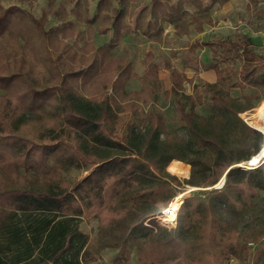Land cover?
<instances>
[{"label":"trees","instance_id":"16d2710c","mask_svg":"<svg viewBox=\"0 0 264 264\" xmlns=\"http://www.w3.org/2000/svg\"><path fill=\"white\" fill-rule=\"evenodd\" d=\"M71 1L67 12L65 4ZM137 1L97 0L90 12L88 1L62 0L35 17L18 4L4 6L0 0V227L25 218L23 225L15 222L5 230L0 264H23L21 255L29 261L34 248L42 247L50 251L48 264H80L69 260L81 253L83 262L88 248L82 233L71 227L75 218L88 217L97 219L101 229L95 242L117 249L113 261L119 264H133V250L136 264H224L242 254L251 257L249 264H264V218L259 228H238L264 193V158L254 168L238 165L257 155L263 135L238 117L252 106L241 107L221 91L249 86L264 95V56L249 37L196 40L187 51L186 62L195 69L191 78L169 68V93L179 122L191 135L187 142L179 137L159 142L161 127L148 129L140 144L129 137L131 129L123 143L105 125L111 112L108 101L91 107L83 99L89 87L112 84V52L127 36L140 34L157 42L164 24L180 35L191 25L201 32L210 24L212 8L229 0H151L132 7ZM249 2L254 6L257 0ZM71 13L87 27L86 36ZM50 14L57 21L47 27ZM95 32L111 37L96 46ZM203 49L211 54L206 62L194 53ZM147 65V73L155 77L153 64ZM199 70L215 75V84L205 85L214 115L186 112L177 96ZM191 99L194 105L200 97ZM232 120L240 126L241 142L229 146L224 134ZM182 162L190 167L185 184L203 190L177 200L182 204L176 226L168 237H160L137 222L138 215L155 213V199L168 202L172 196L163 197L167 179L180 182L166 167L187 177ZM72 168L86 169L87 175L71 184L61 172ZM224 174L222 187L206 188ZM153 216L162 223L164 217ZM11 245L17 253L6 260L4 252Z\"/></svg>","mask_w":264,"mask_h":264},{"label":"rangeland","instance_id":"374dc122","mask_svg":"<svg viewBox=\"0 0 264 264\" xmlns=\"http://www.w3.org/2000/svg\"><path fill=\"white\" fill-rule=\"evenodd\" d=\"M51 1L52 0H2V4L4 6L18 4L35 17H39L42 10L46 11L52 9L62 2V0H54L52 5L50 3ZM83 1H88L90 12L97 6V0ZM150 2L151 0H138L132 3V7H141ZM247 3L248 0H229V2L223 5H216L211 14L210 24L203 25V30L201 32H198L194 25H191L188 27L185 34L180 35L175 33L172 25L164 24V34L160 38V41L155 42L140 34H130L116 46L112 52L114 60L112 68L109 71L112 77V84H108L105 88H97L93 85L89 87V90L83 95V99L89 101L91 107L94 106L93 103H99L101 99L108 101L111 112L107 116L105 125L113 131L112 134L114 139L116 138L124 143V139L130 135L131 129H135L134 134L129 137L133 139L132 141L134 143L140 144L141 137L148 129L163 127V133L160 134L159 142L163 141L165 137H179L185 142L191 140V135L178 120L176 102L169 93L171 87L169 81V68L173 67L180 73L185 74L186 77L191 78L195 73V69L190 67L186 62L187 51L196 40L203 38L216 39L217 37L225 38L233 34L244 35L243 32H245L246 29L255 27V25L259 26V22L264 24V1L257 0L254 6L252 5L253 3H249L248 6H246ZM72 5L73 1L65 4L67 12L70 11ZM252 9L255 10L251 12L250 10ZM256 12L261 13L256 16ZM70 18L75 20L77 27H80L86 36L87 27L84 23L79 22L72 13L70 14ZM56 21L57 19L50 14L47 27L54 25ZM110 37L111 34L100 35L95 32L92 36V40L95 41L96 46H98L108 42ZM194 53L201 62H206L207 59L211 57V54L206 49L201 51L195 50ZM147 61L153 64V68L156 70L155 77L147 73ZM239 63L240 61L234 66L236 69L239 68ZM192 64L195 65L196 62ZM221 67L225 68L223 66ZM206 84H215V75L212 71L199 70L196 77L190 83L184 84V90L178 92L177 96L184 104L186 112L193 111L199 116L214 115L211 111V99L205 88ZM221 91L223 95L233 96L241 107L252 106L245 112L240 113L238 117L243 123L255 129L252 125V116L255 114V109L264 100V95H262V93L260 94L258 89L249 86L232 88L231 90L225 87L224 90ZM196 96H199L200 99L196 100L193 105L191 98ZM261 134L264 136L263 132ZM240 139V126L235 120H232L226 125L224 141L227 145L233 146L240 144ZM71 141L69 144H71ZM183 164L186 165L185 163ZM239 165L243 164L241 163ZM186 166L189 171L187 177L174 175L167 170L168 166L166 167V172L171 176H176L180 182L179 184L173 183L170 178L167 179L170 184L163 193V197L165 196L166 199L170 196L172 197L168 202H160L159 199H155L158 205V210L155 213L147 214V216L138 215L137 222H140L146 228H151L156 235L160 237H168L173 232L176 222L169 218H162L163 221L161 223L154 219L153 215H159V212L166 208L167 204L174 198H176L175 201L178 203L177 200L183 195L184 200L189 197L190 194L203 190V188L187 186L185 184V181L190 176V167L188 165ZM61 174L65 180L73 184V182L86 176L87 170L83 168H72L69 171H62ZM223 177L224 175L214 186L206 188L219 189L222 187L219 183ZM177 193L179 194L177 195ZM114 215H116V213H114ZM117 215H120V213ZM252 217H257L258 220L250 223ZM262 218H264V193H259L254 207L242 218L238 224V228L247 231L250 224L255 228H259L262 225ZM15 222H20L23 225L25 218H23V216L17 219L15 218L14 222L7 224L6 227H0V246H3L7 241L8 235L5 233V230L12 225H16L17 223ZM72 226L71 228L74 229L75 226L79 229V232L82 233V240L85 244L84 247L86 249L88 248V250L83 262L80 261L81 253L77 256H71L69 261L73 263L78 261L80 264H119L118 261H113L115 254L118 252L117 249H112V247H101L100 243L95 242L101 234L97 219L92 217L75 218ZM19 234L21 236L24 235L23 233ZM30 235L31 234H28L29 238ZM251 245H253V243H250V246ZM12 247L13 245H11L12 250L10 252H4V254L7 255L5 258L6 260L16 256L17 251L15 252ZM32 253H35V255L30 258L29 261H27L25 256L21 255V257L26 259L23 264H48V256L50 255L49 250L42 247L41 250L35 249ZM130 256L132 263L136 264L134 250ZM250 258L249 255L242 254L237 258H231L225 261L224 264H249ZM58 263L63 264L61 260ZM9 264H11V262H9Z\"/></svg>","mask_w":264,"mask_h":264},{"label":"crops","instance_id":"0c3cea01","mask_svg":"<svg viewBox=\"0 0 264 264\" xmlns=\"http://www.w3.org/2000/svg\"><path fill=\"white\" fill-rule=\"evenodd\" d=\"M229 2V1H228ZM249 0L248 3L246 4V6H248L249 4ZM216 6V5H215ZM245 6V7H246ZM213 9V8H212ZM255 9L250 10L251 12L254 11ZM213 11V10H212ZM211 11V14H212ZM249 11V12H250ZM259 13L261 12H256V16L259 15ZM254 14V13H253ZM205 25V24H204ZM244 35L242 36H246L249 37L252 41V43L255 45L256 47V52L261 53L264 56V24L259 22V26L255 25V27H250L248 29L245 30V32H243ZM235 34L231 35L230 37L234 36ZM230 37H225V38H220V39H226V38H230ZM219 38V37H217ZM203 40H212V39H204ZM216 40V39H213ZM79 230V229H78ZM85 241V240H84ZM85 245V244H84ZM85 248V247H84ZM37 249V248H34ZM35 255V253L33 254V256Z\"/></svg>","mask_w":264,"mask_h":264},{"label":"bare ground","instance_id":"6f19581e","mask_svg":"<svg viewBox=\"0 0 264 264\" xmlns=\"http://www.w3.org/2000/svg\"><path fill=\"white\" fill-rule=\"evenodd\" d=\"M252 125L264 133V100L261 104L255 109V114L252 116ZM251 158L254 164L260 163L261 160H258L260 157L264 156V136H263V145L260 151ZM264 158V157H263ZM262 158V160H263Z\"/></svg>","mask_w":264,"mask_h":264},{"label":"built area","instance_id":"2783aa9c","mask_svg":"<svg viewBox=\"0 0 264 264\" xmlns=\"http://www.w3.org/2000/svg\"><path fill=\"white\" fill-rule=\"evenodd\" d=\"M257 129V128H255ZM259 131V129H257ZM260 133H262L261 131H259ZM182 203H177L174 199L171 200L166 208H164L163 210H161V212H159V215L161 217H164V218H171L173 219L174 218V222H176V218H177V213L179 211V208H180V205Z\"/></svg>","mask_w":264,"mask_h":264},{"label":"water","instance_id":"95a60500","mask_svg":"<svg viewBox=\"0 0 264 264\" xmlns=\"http://www.w3.org/2000/svg\"><path fill=\"white\" fill-rule=\"evenodd\" d=\"M259 131H260V130H259ZM257 155H258V154H257ZM263 157H264V156H263ZM263 157H260L258 160H262ZM258 164H259V163H258ZM258 164H257V165H258ZM257 165L254 164L253 161L250 159V160H248V162L246 163V165L243 164V165H238V166H240V167H242V168H244V169H248V168H254V167H257ZM224 180H225V174H224V177L220 180V183H219L220 186H222Z\"/></svg>","mask_w":264,"mask_h":264},{"label":"snow or ice","instance_id":"6c2138e0","mask_svg":"<svg viewBox=\"0 0 264 264\" xmlns=\"http://www.w3.org/2000/svg\"><path fill=\"white\" fill-rule=\"evenodd\" d=\"M254 163V162H253Z\"/></svg>","mask_w":264,"mask_h":264}]
</instances>
